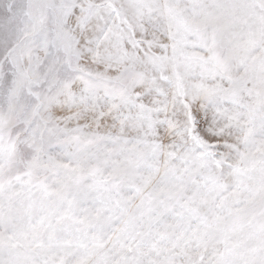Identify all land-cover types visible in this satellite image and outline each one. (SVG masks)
Listing matches in <instances>:
<instances>
[{
	"label": "snow or ice",
	"instance_id": "snow-or-ice-1",
	"mask_svg": "<svg viewBox=\"0 0 264 264\" xmlns=\"http://www.w3.org/2000/svg\"><path fill=\"white\" fill-rule=\"evenodd\" d=\"M0 264H264V0H0Z\"/></svg>",
	"mask_w": 264,
	"mask_h": 264
}]
</instances>
